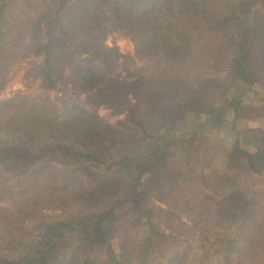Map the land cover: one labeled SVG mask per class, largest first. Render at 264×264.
<instances>
[{
	"label": "trees",
	"instance_id": "trees-1",
	"mask_svg": "<svg viewBox=\"0 0 264 264\" xmlns=\"http://www.w3.org/2000/svg\"><path fill=\"white\" fill-rule=\"evenodd\" d=\"M23 57L0 264H264V0H0V97Z\"/></svg>",
	"mask_w": 264,
	"mask_h": 264
},
{
	"label": "rangeland",
	"instance_id": "rangeland-1",
	"mask_svg": "<svg viewBox=\"0 0 264 264\" xmlns=\"http://www.w3.org/2000/svg\"><path fill=\"white\" fill-rule=\"evenodd\" d=\"M106 46L109 48H116L121 55L125 57H134V47L133 44L129 39L124 37L123 35L115 32L109 33L106 39ZM38 63V59L30 58V57H23L20 62L15 66V68L12 69V76L11 80L9 81L6 89L2 92L1 99L10 97L13 93L22 91L26 92L34 97H37L40 94L39 90V83L38 80H32L29 69L36 65ZM134 64L139 66L138 60L136 59L134 61ZM126 66L123 65V67H119L117 69V73L121 75V77L125 80H127V83H130L132 81V77H128L127 73L131 72V69L125 68ZM260 95V94H259ZM256 96V94H255ZM254 95H248V98H253ZM257 96L255 97V101L257 100ZM102 115H106L105 111H100ZM122 117H111L110 121L115 122L118 119H121ZM247 122H243V124H246ZM249 125L254 126L258 125L257 122H249ZM221 140H224V135H220L219 137ZM210 145L212 147V156H215V165L220 166L223 163V159L221 156L216 154L215 148V142L210 141Z\"/></svg>",
	"mask_w": 264,
	"mask_h": 264
}]
</instances>
